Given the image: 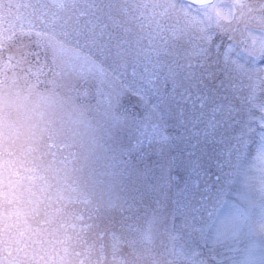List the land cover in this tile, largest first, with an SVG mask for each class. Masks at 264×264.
Masks as SVG:
<instances>
[{"label": "rangeland", "instance_id": "374dc122", "mask_svg": "<svg viewBox=\"0 0 264 264\" xmlns=\"http://www.w3.org/2000/svg\"><path fill=\"white\" fill-rule=\"evenodd\" d=\"M74 1L18 0L9 15L20 21L0 32V143L21 117L40 123L45 144L55 142L46 173L37 167L15 179L0 164V225L83 203L113 212L114 224L69 215L67 264H264V0L240 8L231 0H82L88 20L105 27L97 31L114 33L94 55L82 50L104 74L75 67L65 47L73 37L47 25ZM21 32L36 36L24 46ZM134 67L158 82L203 79L215 96L200 119L208 152L198 137L176 139L174 121L149 118ZM152 212L158 225L148 222L146 242L140 221ZM9 253L0 264H23Z\"/></svg>", "mask_w": 264, "mask_h": 264}, {"label": "flooded vegetation", "instance_id": "af4514ba", "mask_svg": "<svg viewBox=\"0 0 264 264\" xmlns=\"http://www.w3.org/2000/svg\"><path fill=\"white\" fill-rule=\"evenodd\" d=\"M215 1L216 0H213V2ZM247 3H249V0H231L230 4L231 6H233L232 4H235L238 8H240L244 4L248 5ZM252 41L257 44L254 39L251 40V42ZM254 42L251 43V46L254 45ZM242 50L245 51V47L242 46ZM84 57V65L92 66V68H96L99 73L104 74L102 67L97 62H95L90 56ZM214 110L215 112H220V109L218 110L217 107H215ZM6 119L7 122L11 120L8 118ZM200 119L194 125V128L191 127V131L186 133V141L194 136L199 135L203 131ZM18 122L14 125H6L8 129L13 130V134L8 137V139H5L2 141V143H0V161H2L0 162V164L8 163L11 168V171L9 170V174L12 175V177L15 179L20 178L23 173L32 172L33 169L37 167L44 171L45 164L48 160H50L49 158L51 157V153H55V142L53 143L52 141H49L48 144H45V141L49 139V135L45 139L41 138L39 122H36L34 118L32 120H29L25 117H21ZM52 130H55V128H53ZM50 132L51 131H49L48 133ZM44 145H46V147H44ZM46 149L49 152H46ZM3 205L4 203L2 202L1 206ZM87 213L88 215H91L95 218L94 220L96 221V223H106L108 229L110 228L109 226L114 224L113 212H109L103 208L100 209L96 206H91L87 204L84 205L83 203H77L73 206H64L59 211H53V213L50 214L48 218L44 215V212L41 211L39 213H36L33 218H27L29 222L28 225L19 223L17 219L13 220L12 224L10 225H0V256L4 254L5 248H10L9 257L12 260L19 261L18 256L23 255L22 250L25 249V246L20 245V237L19 239L16 238V234L18 233V231L23 229L35 230L40 224H45V227L49 228V231L51 229L54 235L57 232V244L59 245V247H57L58 250H67L66 253L69 254V257L67 262L64 263L67 264L73 254L75 244L71 240L70 236H68L67 231H64V227L62 225L68 223V218L71 214H80L82 216L84 215L88 217ZM148 222L150 223V225L154 223L156 226L158 225V222H156V218L154 217L153 212L151 214V218H148V214H146L140 221L139 233L141 235V239L146 242L148 239V227H150L148 225ZM23 234L24 232L21 233L22 237Z\"/></svg>", "mask_w": 264, "mask_h": 264}, {"label": "trees", "instance_id": "16d2710c", "mask_svg": "<svg viewBox=\"0 0 264 264\" xmlns=\"http://www.w3.org/2000/svg\"><path fill=\"white\" fill-rule=\"evenodd\" d=\"M18 0H0V32L1 29H6V24L10 22L18 23L20 21V18L16 17H5L2 16V14H10L13 13V11L18 10L20 7ZM36 11V10H35ZM55 19H51L47 25H50L52 27V24L54 27L57 28L58 31H67L66 33H59L58 36L61 37V39H65L69 35L73 37L74 42L72 45L66 46L73 52V57L71 59L72 64L75 67H78L82 65L85 62V55H94L95 51L99 50V48H95L96 45H100V38L104 37V34L107 33L109 35L108 37H113L114 33L106 32L102 34L101 32L97 31L99 28H105L103 26H99L100 18L98 20L90 21L88 19H91V17H87L86 12V4L82 0L70 2L67 6L62 5L58 6L55 11ZM87 20V22H86ZM40 23H45V19H39ZM90 24V27H87V25ZM4 27V28H3ZM90 29V31H85V29ZM32 29V28H31ZM44 27L42 26V30ZM74 30V32L72 31ZM70 33V34H69ZM26 32H21L22 36H27L24 38V46L25 44L32 38L31 36H35V32L31 33V36L25 35ZM44 35V34H43ZM41 36V34H40ZM69 38V37H68ZM117 38V37H116ZM97 42V43H96ZM87 46L91 49L90 53H83L82 50H84ZM94 46V47H93ZM88 48V49H89ZM74 63H77L74 64ZM212 111H215L212 109ZM220 112H216V116L218 117ZM194 128V127H193ZM208 135V133H207ZM198 137L200 142V146L198 150H203L208 152V147L206 145L207 137L204 132H201L199 135L194 136ZM192 139V138H191ZM24 232L23 237L21 236V233ZM21 239L20 245L25 246V249H23V255L18 256L19 261L25 264H64L67 262L69 254L66 253V249L60 251L57 247L59 245L57 244L58 238H57V232L54 235V233L49 231V228L45 227V224H40L37 229L33 230H19L16 234V238Z\"/></svg>", "mask_w": 264, "mask_h": 264}, {"label": "snow or ice", "instance_id": "6c2138e0", "mask_svg": "<svg viewBox=\"0 0 264 264\" xmlns=\"http://www.w3.org/2000/svg\"><path fill=\"white\" fill-rule=\"evenodd\" d=\"M132 83L146 101L149 118L157 125L167 126L174 121V127L184 139L191 127L199 121L208 104L215 103V96L209 95V89L203 79L195 73H188L177 79L174 75L159 79L140 73L134 67L131 71ZM210 76V74H209ZM214 93V89L211 90Z\"/></svg>", "mask_w": 264, "mask_h": 264}, {"label": "water", "instance_id": "95a60500", "mask_svg": "<svg viewBox=\"0 0 264 264\" xmlns=\"http://www.w3.org/2000/svg\"><path fill=\"white\" fill-rule=\"evenodd\" d=\"M184 1L196 6H204L212 2V0H184Z\"/></svg>", "mask_w": 264, "mask_h": 264}]
</instances>
